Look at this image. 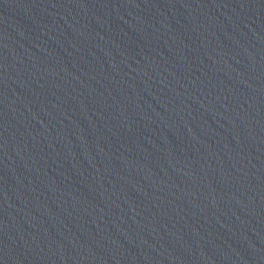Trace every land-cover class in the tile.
Returning a JSON list of instances; mask_svg holds the SVG:
<instances>
[{"label":"water","instance_id":"95a60500","mask_svg":"<svg viewBox=\"0 0 264 264\" xmlns=\"http://www.w3.org/2000/svg\"><path fill=\"white\" fill-rule=\"evenodd\" d=\"M0 264H264V0H0Z\"/></svg>","mask_w":264,"mask_h":264}]
</instances>
